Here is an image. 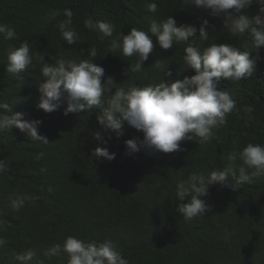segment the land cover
<instances>
[{"label": "trees", "instance_id": "1", "mask_svg": "<svg viewBox=\"0 0 264 264\" xmlns=\"http://www.w3.org/2000/svg\"><path fill=\"white\" fill-rule=\"evenodd\" d=\"M151 2L158 5L155 13L147 10ZM65 9L73 13L72 26L81 37L77 44L69 45L61 36L58 24L65 19ZM52 11L59 15L51 18ZM257 12L256 4L247 10L249 15ZM169 15L178 25L198 29L203 20L209 21L208 39L196 40L201 49L213 43H230L242 50L250 46L245 37H234L223 28L222 14L213 17L204 9L184 6L181 0H0V23L14 27L17 34L13 40L0 37V102H7L13 112L26 113V120H41L39 134L49 141H32L15 128L0 133V160L8 163L0 175V239L5 241L0 246V264H22L16 256L26 250L36 253L28 264H67L66 253H45L68 236L110 239L130 264H264V176L237 191L210 186L204 199L212 210L203 217L186 222L175 211L180 179L222 168L225 157L247 143L264 145V47L252 53L258 57L252 77L222 80L219 85L231 94L238 109L217 132L219 140L202 145L185 141L183 151L153 153L142 148L129 154L125 141L143 139V133L125 124L123 136L113 133L106 144L97 141L92 133L100 130L96 118L100 108L64 115L66 104L51 113L37 107L38 85L43 81L40 70L45 62L53 63L49 55L91 60L88 50L93 46L97 53L93 62L105 69L102 82L113 79L114 84L105 82L112 91L194 75L185 70L184 42L163 50L153 37V52L140 72L128 73L138 57L109 53L117 34L127 35L133 27L147 31L152 20ZM89 17L111 21L116 26L113 37L101 39L85 27ZM25 40L33 60L16 77L6 72V54L10 45L19 47ZM156 61L168 66L172 76L164 77ZM247 107L254 109L252 119L245 113ZM97 147H106L115 158H92ZM236 163L239 166L240 161ZM18 194L34 199L16 211L10 198Z\"/></svg>", "mask_w": 264, "mask_h": 264}, {"label": "clouds", "instance_id": "2", "mask_svg": "<svg viewBox=\"0 0 264 264\" xmlns=\"http://www.w3.org/2000/svg\"><path fill=\"white\" fill-rule=\"evenodd\" d=\"M181 3L204 9L213 17L222 14L223 28L234 37H245L250 46L242 50L230 43H213L201 49L196 40L208 39V29L212 27L208 20H203L198 29L190 24L178 25L170 15L163 20L154 19L147 31L133 27L127 35L117 34L111 40L109 53L119 51L123 57H138L134 65H129L128 73L140 72L153 52V37L163 50L184 42L185 70H192L194 75L185 76L182 80L162 79L158 84L128 89L120 87L112 91L105 82L114 84L113 79L109 77L102 82L105 69L93 62L97 56L93 46L88 50V55L93 58L91 60L76 62L63 56L57 58L49 55L53 63L45 62L40 70L43 81L38 85L40 100L37 107L45 113H51L66 104L64 115L100 108L101 114L96 117L100 130L92 133L97 141L106 144L107 140L112 139L113 133L117 138L123 136L125 124L143 133V139L125 141L129 154L139 152L142 148L153 153H173L183 151L181 143L185 141L202 145L213 139L219 140L217 132L226 126L228 116L234 110L238 111L231 94L220 89L219 85L222 80L239 82L253 76L258 57H253L252 53H258L264 47V0H181ZM253 4L258 6V12L249 15L247 10ZM157 8L155 2L147 5L150 13H155ZM58 15V11L51 12V18ZM64 15L65 19L58 24L63 40L69 45L81 42V37L72 26V11L65 9ZM85 27L98 32L101 39L113 37L116 28L111 21L94 20L91 17L85 20ZM0 37L13 40L17 34L14 27L0 23ZM6 59L7 73L16 77L25 73L33 60L29 42L22 41L19 47L10 45ZM155 64L162 68L164 77L172 76L168 66L164 68L158 61ZM253 111L251 107L245 109L248 119H252ZM25 115L23 112H13L7 102H0V133L12 132L15 128L32 141L49 143L46 137L39 134L42 121L26 120ZM91 157L111 161L115 153H110L106 147H97ZM237 160L240 161L239 166ZM225 161L222 168L213 169L207 174L192 172L177 182L175 197L180 203L175 211L186 222L211 212V206L204 199L209 195L210 186L218 184L237 191L245 183H251L253 178L264 176V145L247 143L239 151L230 152ZM7 169L8 163L0 160V175ZM189 197L188 202L183 203ZM32 199L34 197L18 194L10 198V206L19 211L26 201ZM4 243L0 239V246ZM61 253L67 254V264H130L110 239L87 241L68 236L63 244H54L45 255ZM35 256L33 250H26L23 254H17L16 259L28 264Z\"/></svg>", "mask_w": 264, "mask_h": 264}]
</instances>
